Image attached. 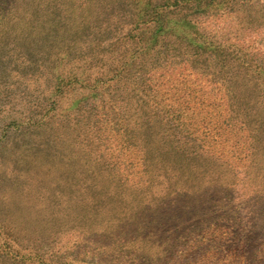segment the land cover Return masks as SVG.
Masks as SVG:
<instances>
[{
	"label": "rangeland",
	"instance_id": "rangeland-1",
	"mask_svg": "<svg viewBox=\"0 0 264 264\" xmlns=\"http://www.w3.org/2000/svg\"><path fill=\"white\" fill-rule=\"evenodd\" d=\"M160 1L144 0L143 19ZM239 1L180 13L190 32L199 27L230 50L264 58V0ZM37 4L0 6V264H264V169L254 168L259 152L250 155L264 146V109L254 120L250 109H223L222 79L181 58L85 87L81 69L77 80L62 79L61 38L57 48L30 43ZM181 25L152 19L128 32L151 46ZM132 91L171 107L129 109ZM155 113L194 131L207 157L208 172L182 193L173 173L161 171L158 182L142 159L138 133L156 127Z\"/></svg>",
	"mask_w": 264,
	"mask_h": 264
},
{
	"label": "trees",
	"instance_id": "trees-1",
	"mask_svg": "<svg viewBox=\"0 0 264 264\" xmlns=\"http://www.w3.org/2000/svg\"><path fill=\"white\" fill-rule=\"evenodd\" d=\"M18 1L39 3L32 22H28L27 26L31 33L35 32L33 38L30 37L31 44L38 46L47 43L56 47L61 38L62 79L67 77V80H77V71L81 69L83 79L80 82L85 87L89 82H105L113 78L118 80L122 74L136 67L141 72V69L144 70L147 66L160 68L164 62L170 63L175 58H181L190 70L203 72L205 76L213 73L217 81L222 79L225 93L220 106L223 109H250L246 115L251 116V119L255 116L256 109H264V61H262L264 58L256 54L253 58H248L237 50H230L224 44L212 41L198 29L199 27L190 32L188 24L192 25L191 19L180 13L186 5H195L196 8L202 4L201 10L205 8L207 11L208 7H212L213 0H182V3L179 0L160 1L150 7L153 8L155 16L145 19L142 13L144 0ZM230 1L235 3L237 0ZM253 1L255 0L239 2L241 5L252 6ZM9 3L10 0H2L0 6L6 10V4ZM171 12H176L172 15L174 17L168 16ZM149 19L160 20L161 25L169 21L184 22L185 25L177 28L171 26L161 32L162 43L158 42V35L151 46L141 44L138 36L131 41L128 29L143 21H150ZM58 54L57 51H53L49 57L58 58ZM20 58L25 57L20 56ZM69 64L75 66L66 70L65 67ZM51 69L52 67L50 73ZM62 70H65V73ZM124 91L128 89L124 88ZM137 94V91L136 93L132 91L126 101L129 109H170L171 107L165 106L160 100L156 101L147 96L142 98ZM155 115V120L160 119L155 122L158 123L156 127L147 124L138 133L141 139L142 159L146 162L145 166L150 176L158 182L161 171L173 173L176 191L182 193L191 180H188L189 178L208 172L206 162L205 165L202 163L207 157L203 158L199 151V144L195 142L197 137L193 136L194 131L166 125L162 123L163 114L160 118L159 114L155 113ZM151 116L153 115L147 114L146 122L147 120L151 122ZM259 138L261 141L264 139V120L261 121ZM255 145L258 146V141ZM261 145L260 142L259 147H253L250 155L259 152V158L255 155L253 159L252 156V161L254 168L261 167L262 171L264 146L260 147ZM208 184H212L210 180L206 182L207 189H210ZM214 184L217 185V182L214 181ZM206 191H202L204 203ZM149 258L150 256L147 258L148 262Z\"/></svg>",
	"mask_w": 264,
	"mask_h": 264
}]
</instances>
